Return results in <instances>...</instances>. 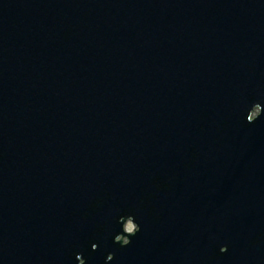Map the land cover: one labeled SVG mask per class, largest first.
Masks as SVG:
<instances>
[{
	"label": "water",
	"instance_id": "95a60500",
	"mask_svg": "<svg viewBox=\"0 0 264 264\" xmlns=\"http://www.w3.org/2000/svg\"><path fill=\"white\" fill-rule=\"evenodd\" d=\"M0 264H264V0H0Z\"/></svg>",
	"mask_w": 264,
	"mask_h": 264
},
{
	"label": "rangeland",
	"instance_id": "374dc122",
	"mask_svg": "<svg viewBox=\"0 0 264 264\" xmlns=\"http://www.w3.org/2000/svg\"><path fill=\"white\" fill-rule=\"evenodd\" d=\"M129 228L133 229V228H135V226L132 223H127L126 226H125V229L127 230ZM124 241H126V239H124Z\"/></svg>",
	"mask_w": 264,
	"mask_h": 264
},
{
	"label": "bare ground",
	"instance_id": "6f19581e",
	"mask_svg": "<svg viewBox=\"0 0 264 264\" xmlns=\"http://www.w3.org/2000/svg\"><path fill=\"white\" fill-rule=\"evenodd\" d=\"M127 231L130 232V231H132V229L129 228V229H127Z\"/></svg>",
	"mask_w": 264,
	"mask_h": 264
}]
</instances>
